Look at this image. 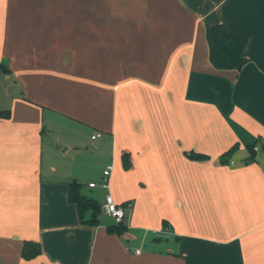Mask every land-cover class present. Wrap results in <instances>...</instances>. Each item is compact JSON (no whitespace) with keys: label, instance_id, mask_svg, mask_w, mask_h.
I'll return each mask as SVG.
<instances>
[{"label":"crops","instance_id":"0c3cea01","mask_svg":"<svg viewBox=\"0 0 264 264\" xmlns=\"http://www.w3.org/2000/svg\"><path fill=\"white\" fill-rule=\"evenodd\" d=\"M0 63V264H264V0H0ZM65 119L101 132L107 187ZM73 178L127 231L80 223Z\"/></svg>","mask_w":264,"mask_h":264},{"label":"trees","instance_id":"16d2710c","mask_svg":"<svg viewBox=\"0 0 264 264\" xmlns=\"http://www.w3.org/2000/svg\"><path fill=\"white\" fill-rule=\"evenodd\" d=\"M219 27V26H218ZM217 27V29H218ZM1 68L4 71H8V68L0 63ZM9 115L8 110H1L0 116ZM233 147H231L228 151L224 152L220 157L223 160L227 157ZM252 153L249 157H253L254 150L252 149ZM184 154L190 158L195 160H204L207 159V155L201 152H196L193 150L184 151ZM123 165L124 167H129V161L126 154L122 155ZM127 159V160H126ZM83 183L73 178L68 182V201L73 203L76 206L78 220L82 224L86 225H95L98 223V215L101 212V205L98 203L93 197L88 195L83 191ZM125 204V202H124ZM164 225L167 223L165 221L162 222ZM107 230L109 232H114L117 234H123L127 231V226L123 223V221H118L114 224H110L107 226ZM41 252V247L39 242L32 240H24L21 247V255L22 257L29 259Z\"/></svg>","mask_w":264,"mask_h":264},{"label":"rangeland","instance_id":"374dc122","mask_svg":"<svg viewBox=\"0 0 264 264\" xmlns=\"http://www.w3.org/2000/svg\"><path fill=\"white\" fill-rule=\"evenodd\" d=\"M53 126H57V137L63 138V133L65 135V141L74 142L76 145H81L79 148H73L70 150L69 154H72L73 161L69 162V168L73 171L79 173V177H87L88 179H92L99 185L100 173L104 164L109 162L110 154L107 148H104L103 153H108L107 155H96L94 152L93 146L98 144L104 138L97 137L96 139H90V131L86 126L79 124L70 119H65L62 123H55ZM50 136V134H47ZM105 136V135H104ZM66 143L59 142V153L60 154L64 150ZM74 149L78 150V154H74ZM92 150V151H91ZM62 157L58 156V160H61ZM96 189V190H95ZM96 192H99V187L95 188ZM92 190V189H91ZM91 190L87 189L86 193L88 195L91 194ZM107 218H111L107 216Z\"/></svg>","mask_w":264,"mask_h":264},{"label":"built area","instance_id":"2783aa9c","mask_svg":"<svg viewBox=\"0 0 264 264\" xmlns=\"http://www.w3.org/2000/svg\"><path fill=\"white\" fill-rule=\"evenodd\" d=\"M100 135H101V132L97 131L91 135V138L95 139V138L99 137ZM263 143H264V139H263ZM253 149L257 150L258 145L257 144L254 145ZM111 168H112V165L108 164L105 166V168L102 171V177H101L100 182H99V184L102 187H107V185H108V179H109V176L111 173ZM88 185L94 186L95 182H93V181L88 182ZM102 209L106 213H108L109 215L114 217L116 222L122 221L124 218V213H125L124 207L122 205H118L109 194H106L103 198Z\"/></svg>","mask_w":264,"mask_h":264}]
</instances>
